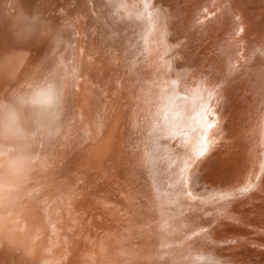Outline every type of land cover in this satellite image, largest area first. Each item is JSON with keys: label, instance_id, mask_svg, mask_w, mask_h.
Returning <instances> with one entry per match:
<instances>
[{"label": "bare ground", "instance_id": "6f19581e", "mask_svg": "<svg viewBox=\"0 0 264 264\" xmlns=\"http://www.w3.org/2000/svg\"><path fill=\"white\" fill-rule=\"evenodd\" d=\"M11 2L15 3L13 8ZM44 6L53 12L45 13ZM27 8L39 10L27 16L28 11L23 12ZM85 29L95 35L88 38L93 40L88 44L92 46L91 56H85L83 43L82 49L78 47ZM35 66L37 70L30 72ZM95 74L107 87L92 82L97 78ZM21 78L26 85L15 90ZM109 83L113 89H107ZM49 88L55 90V105L50 104ZM111 93L115 101L111 100ZM17 95L20 99H16ZM0 101H8L6 107L0 105V138L5 143L7 137L6 141L15 145V154H21L23 147L30 150L32 143L39 142L38 138L28 139L23 129L41 131L45 142L51 145L67 114L75 126L74 136L58 159L65 161L79 152L78 147L87 143L85 140L101 135L96 140L102 146L83 149L81 145L84 151L71 156L69 168L74 171L71 177H65L73 187L78 177H89L88 170L97 168V160L90 156L86 160L90 149L103 160L99 164L101 171L108 172L103 162L109 161L106 163L111 167L110 158L115 159L120 153L119 146L110 148V140L120 135V129L123 134L129 133L126 118H131V111L138 112V125L133 130L135 160H129L130 166L127 156H118L127 167L122 191L130 204L127 207L117 202L121 209L126 207L133 213L124 214L122 219L128 223L134 216L137 229L121 233L123 224L120 226L118 217L112 218V226L118 230L105 229L106 237L97 242L109 250L114 247L120 261L115 262L111 256L115 252L96 246L83 256L90 263L105 264L103 259H109L110 264H215L213 257L219 244L213 243L220 238H213L218 233L224 231L222 235L228 237H237L234 232L249 235L252 232H246V226L264 232V0H0ZM5 113L7 134L3 131ZM56 115L60 122H55ZM184 135L189 138L187 141L193 139L187 145L192 150L197 148V141L198 146L204 144L198 160H193L188 149L170 144ZM46 157L38 153L18 166L16 159L0 157V229L10 221L6 224L10 226L7 233L15 232L10 241L18 249V240L27 236L22 239L26 242L22 247L30 245L34 251L26 253L23 248V259L28 260L25 264H52L54 254L65 248L63 240L71 237L65 235L67 228L76 225L77 229L78 225L80 229L76 216L74 224L51 229L34 211L26 212L21 222L17 219L16 215L22 214L33 199H40L35 198L36 190L26 194L17 190L25 184V175L33 178L26 187L41 185L42 191L37 190L41 197H49L52 187L66 193L61 178L57 183L52 179L51 185L44 181L47 176L33 173L39 165L35 160L44 161ZM133 161L138 172H143L140 177L131 173L132 168L136 171ZM5 162L12 164L5 167ZM71 191L79 192L74 188L68 190ZM115 203L112 205L117 206ZM238 204L246 209H235ZM95 211L90 206L85 217L95 219ZM243 214L261 216L263 222L255 223L253 218L242 224L245 229L241 224L238 227L235 219H242ZM46 216L47 220L53 219L50 213ZM221 218L230 224H216ZM206 225L209 227L204 229ZM211 227H216L215 232L209 231ZM38 229L42 235L34 239ZM96 230L104 232L102 228ZM194 232L199 235L191 238ZM252 241L257 246L250 241L244 247L264 264V236L253 237ZM221 249L228 248L220 246ZM2 259L0 256V262Z\"/></svg>", "mask_w": 264, "mask_h": 264}, {"label": "rangeland", "instance_id": "374dc122", "mask_svg": "<svg viewBox=\"0 0 264 264\" xmlns=\"http://www.w3.org/2000/svg\"><path fill=\"white\" fill-rule=\"evenodd\" d=\"M49 1H51V0H49ZM15 3L14 2H11V6H12V8H13V5H14ZM46 7L47 6H44L43 7V11L45 12V13H48V14H50L51 12H53V10L54 9H52V10H48V9H46ZM9 6H8V8H7V12L9 13ZM37 10H39V9H36V10H29L28 11V8L27 9H24L23 10V12L25 13L26 11H28L26 14H27V16H31V14H32V12H34V11H37ZM11 12L12 13H14L12 10H11ZM18 14V13H17ZM16 14V15H17ZM12 19L13 20H15L16 19V17L15 16H12ZM86 31H83L81 34H80V36H79V42L80 43H78V47H80L81 49H82V51L84 52V54H85V56H91L92 54H89V53H92V49H91V45L89 46L88 44L89 43H91L93 40H92V38L95 36H93V34L94 33H92V36H91V33L89 34V32H88V30L87 29H85ZM85 33V34H84ZM88 33V34H87ZM85 36V37H84ZM89 37H92V38H90V40H92V41H90L88 38ZM80 39H82V40H80ZM88 39V40H87ZM84 41V42H83ZM83 43V44H82ZM81 44L83 45V47L81 46ZM87 45V46H86ZM178 46V45H177ZM88 49V50H87ZM90 51V52H89ZM82 52V53H83ZM181 55H183L184 56V52L182 51L181 52ZM179 57V56H178ZM87 58H89V57H87ZM139 67H140V65H139ZM138 68V67H137ZM141 69V68H140ZM34 70H37V68H36V66H35V68H32L31 70H30V72H33ZM142 70H143V68H142ZM94 72H97V71H95L94 70ZM140 73V72H139ZM139 73H137V74H139ZM82 74V73H81ZM96 76L95 77H97L96 79H94V80H92V82L93 81H96L97 83H104L105 81H103L102 79H101V77L99 78L98 76H97V74H95ZM134 76V75H133ZM135 78H137V76H135ZM101 80V81H100ZM17 85H16V89L15 90H19V89H21V87H23V86H25L26 85V80L24 79V78H21L20 80H18L17 81V83H16ZM116 83H114V85H115ZM104 85V84H103ZM105 86V85H104ZM105 87H107V85L105 86ZM110 87H112V88H110ZM113 89L114 88V86H113V84H111L110 85V83L108 84V88L107 89ZM111 92H112V90H111ZM112 95L110 96L111 97V100L112 101H115L114 100V94L113 93H111ZM110 97H109V99H110ZM116 97V96H115ZM116 99V98H115ZM110 100V101H111ZM118 102V101H117ZM116 103V102H115ZM62 106V105H61ZM61 108V107H60ZM140 108V107H139ZM2 110H3V108H2ZM132 113L130 114L131 115V118L130 117H128L127 116V121L129 122L128 123V126H129V128H130V131H129V133H127V134H123V133H125L124 132V130H119V132H120V135L118 134L117 135V138H113V139H111L110 141H111V143H110V148L112 149V150H114V149H116V148H118V146L120 147L119 149H120V153L119 152H117V154H118V156H120V155H122L123 157H128V159H127V157H126V161L129 163V160H131V159H134L135 160V155H133V150H134V152H135V149H132V146H134L135 147V141H136V136H135V134H134V132H133V130H135L136 129V126L138 125V120H139V114H138V112H135V111H131ZM129 115V116H130ZM214 117V116H213ZM212 117V118H213ZM55 122H60L61 121V118H60V116H57L56 115V117H55ZM134 122H133V121ZM137 121V122H136ZM132 122V123H131ZM35 128V127H34ZM74 130H75V126L73 125V122H72V118H71V116L70 115H68L67 114V116H66V118H65V124H64V126L62 127V128H60L59 130H56L55 131V133H54V137L52 138V139H54V142L51 144V145H48V143L47 142H45V135L44 134H41L42 132L41 131H39V130H35V129H30L29 127L28 128H25V129H23V131L27 134L26 135V137L29 139L30 137H33L32 139H37L38 138V140L37 141H43V142H45V143H39V142H35V144L34 143H32L33 145L30 147L31 149L30 150H27L26 148H24L23 147V152H21V154H19V153H17V154H15L14 153V149H15V145H13V144H9L7 141H6V138H5V143H3L2 142V138H0V157H3V159H5V160H10V158H13V159H16V161H17V163L18 164H16L17 166L18 165H21V164H23L27 159H30V158H32V157H36L37 156V154L38 153H42V154H44V155H46L47 157L45 158L46 160H40V159H36L35 161L39 164V165H37V167L35 168L34 167V171H33V173L35 172V173H42V175L43 176H47L46 177V180H44L45 181V183L46 184H48V183H50L51 185H52V183H51V180H52V182L54 183V181H55V183H57V182H59L60 180L61 181H64V183H62L61 185L63 186V188L66 190V193H64L63 191L62 192H60V191H58L57 189L59 188V187H57V188H53L52 187V189L49 191V193H51V194H49L48 193V196L49 197H44V196H42V197H44V198H42L41 196H40V192L42 191L41 189H43L42 187H41V185L40 186H37V185H35V186H33V187H29V186H27L26 187V184L27 183H32V179L33 178H31L32 177V175H25V181L23 182V183H25V184H23V185H19L18 187H17V190H19V193L20 194H26V193H28V192H31L32 190L33 191H35L34 192V195H35V198H36V196H38V197H40V199L38 198H36L37 199V201L35 200V199H33L32 200V203H31V205H29L28 207L27 206H25V208H23L22 210H23V212H22V214L21 213H19V215L17 214L16 216H17V219L18 220H20V222L21 221H23V217L24 216H27L26 215V212H33L34 211V213H35V215L37 216V217H40V219L44 222L43 223V225L45 224L48 228H52V227H58V226H63L65 223L67 224V225H71V224H74L75 222H76V220L77 219H74V217L76 216V218H79V220H80V229H79V227H78V225H77V229H76V225H73V227H70V228H67V230H66V232H65V235L66 236H68V235H70L71 234V237L70 238H67L66 239V241H65V239L63 240V242H62V245H64L63 247H65L63 250H61V252H59V253H55L54 255H55V259L53 260H50V262H52V264H93V262H89V258L88 259H85V257H83L84 256V254H86L87 252H89V251H92L93 249L95 250V248H96V246L98 247V248H101L102 249V251H105L106 252V249H107V246H99V243L97 242V241H99V239H101V240H103V238L104 237H106V230L105 229H109L110 230V228H114V229H116V230H118V227H113L112 226V223H113V221L111 220L112 218H115V217H118L119 219H120V226H122V224H123V226H124V228H123V226L119 229V230H121L120 232L122 233V231H124V233L127 231V230H134L135 228L137 229V226L136 225H133V222H135V217L133 216V218H132V220H128V223H127V220H125V219H122V217L124 216V214H125V216H128L129 214H128V212H130V211H128V208H126V207H124V209H121V206H125V205H127V207H129V204H130V202H129V198H127L126 197V195L124 194V192L122 191L123 190V188H124V181H126V177H127V175L125 174V171L127 170V167H126V165L124 166V161H122L121 160V158L120 157H118V156H115V159H112V158H110V161H112L113 162V164H110L111 165V167H108V165L109 164H107L109 161H104L103 162V168H109L108 169V172H104V171H101V169H100V165L99 164H102V159H100V158H98L99 157V154L97 155V152H95V150H88L87 151V153H86V155H85V157H86V160L89 158V156H90V159H93V160H97L98 162H97V168L95 169V170H88V172H87V174L88 175H91V176H81L82 177V179H84V177H85V179L83 180L84 182H82V179L81 178H77V184H75V186L73 187V186H71V185H69V184H67V178L66 177H71V175H72V172L74 171V168L72 169V168H69V165H70V162H71V160H72V158L73 157H71V156H77V155H79L82 151H84L83 149H86V148H89L88 146H90V147H92V145H93V147H94V149H96L97 148V146L99 145V147L100 146H102L101 145V142H98V137H100V136H98V137H96V136H92V137H90V138H88V139H90V140H85L87 143H82L81 145L84 147H81V145H80V147H78V149H79V152H77V151H75L74 153V155L72 154V155H69L68 156V158H66L65 159V161H63V159L62 160H60V159H58V157L61 155V153H64L65 151H66V149H67V146H68V144L70 143V140L73 138V136H74ZM184 130H188V129H184ZM122 132V133H121ZM4 136V135H3ZM103 137V136H102ZM118 137H119V140H118ZM172 137V136H171ZM176 136H173L172 138H175ZM184 137H185V135H184ZM183 137V138H184ZM190 137V136H189ZM92 138V139H91ZM93 138H94V140H93ZM96 138H98L97 140H96ZM175 138L176 139V141H174V139H173V141L171 140L170 142V144L174 147V148H178L179 147V149H188L187 151H188V154H190V156L191 155H193V160L195 161L197 158H199V156H200V154L204 151V148H205V146H204V144H199L200 146H198V144L197 143H199V141H197L196 142V146H197V148L195 149L194 147V149L192 150V149H190L189 147H187V145H188V143H189V141H192L193 139L190 137V140L189 141H187V139H189V138ZM41 139V140H40ZM87 139V138H86ZM115 140H116V142L117 141H119V143L117 144V146L115 145ZM41 141V142H42ZM90 141V142H89ZM100 141V140H99ZM132 141V142H131ZM204 141V140H203ZM24 142H25V140H24ZM88 142L89 143H91V142H93V144L91 143V144H88ZM182 143V144H180V143ZM96 143V144H95ZM19 144H24V143H19ZM184 144V145H183ZM206 144V143H205ZM84 145H87V147L86 146H84ZM104 146V145H103ZM177 146V147H176ZM183 146V147H182ZM98 147V148H99ZM81 148H83V149H81ZM106 148V147H105ZM201 149V150H199V149ZM77 149V150H78ZM81 149V150H80ZM203 149V150H202ZM191 150H192V152H191ZM197 152H196V151ZM202 151V152H201ZM132 152V153H131ZM68 153V152H67ZM74 156V157H75ZM69 158H70V161H69ZM196 158V159H195ZM59 160V161H58ZM192 160V161H193ZM198 160V159H197ZM61 161V162H60ZM67 161H69V163H67ZM132 161V160H131ZM64 162H66V163H64ZM78 162V163H77ZM107 162V163H106ZM78 165H77V164ZM76 165L77 166H79L80 164V160H78V161H76ZM5 164V167H7V166H9V164H10V166H11V164L12 163H7V162H5L4 163ZM63 164H65V165H63ZM133 164L135 165V170L137 171V173H136V171H134L133 170V168H132V170H131V173H132V175H135V177H140V175H141V173L143 174V172L140 170V172H138V165H137V163L135 164V161H133L132 162V166H133ZM15 165V164H14ZM40 165H42V166H40ZM129 165H130V163H129ZM137 165V166H136ZM131 166V165H130ZM62 167H64V168H62ZM59 168V169H58ZM81 168V167H80ZM94 168V167H93ZM126 168V169H125ZM61 169V170H60ZM64 169V170H63ZM84 169V168H83ZM88 169V168H87ZM110 170V171H109ZM52 171V172H51ZM56 173H55V172ZM133 171V172H132ZM49 172V173H48ZM104 172V173H103ZM45 173V174H44ZM47 173V174H46ZM51 173V174H50ZM55 175H54V174ZM63 173V174H62ZM41 175V176H42ZM51 175V176H50ZM102 175V176H101ZM56 176H58V180H54V179H57L56 178ZM66 176V177H65ZM74 176H76L75 174H74ZM45 177H44V179H45ZM53 177V178H52ZM100 177V178H99ZM134 177V178H135ZM48 178V179H47ZM50 178V179H49ZM61 178V179H60ZM62 178H64V179H62ZM88 178V179H87ZM90 178V179H89ZM60 179V180H59ZM75 179H76V177H75ZM74 179V180H75ZM92 179V180H91ZM93 179L94 180H96L95 182L93 181ZM66 180V181H65ZM130 180H131V178H130ZM57 181V182H56ZM91 181H93V182H91ZM82 182V183H81ZM84 183V184H83ZM86 184H88V185H86ZM53 185H55V184H53ZM69 185V186H68ZM82 185V189L80 188V186ZM83 185H85V186H83ZM60 186V185H59ZM115 186V187H114ZM131 186V185H130ZM83 187H84V189H83ZM41 188V189H40ZM70 188H74L75 190H78L79 192L77 193V192H68V190H70ZM76 188H80V189H76ZM37 190H39V191H37ZM82 190V191H81ZM55 191V192H54ZM59 193V194H58ZM63 193V194H62ZM53 194H55V195H53ZM91 194V195H90ZM43 195V194H42ZM63 197H62V196ZM83 195V196H82ZM93 195V196H92ZM95 195V196H94ZM51 196V197H50ZM53 196H55L56 198H53ZM86 196V197H85ZM90 196V197H89ZM48 198V199H47ZM52 198V199H51ZM65 198V199H64ZM41 199H42V201H41ZM54 199H56L55 200V202L53 201ZM94 199H96V200H94ZM75 201V202H73V201ZM90 200V201H89ZM121 200V201H120ZM34 201V202H33ZM53 201V202H52ZM92 201V202H91ZM113 201H116V203L115 204H117V206L116 205H112V202ZM46 204H45V203ZM47 202H50V204L51 205H53L52 207H51V205H49V203H47ZM64 202V203H63ZM82 202V203H81ZM102 202V203H101ZM109 202H110V204H109ZM120 203V204H122L121 206H119V204L118 203ZM122 202V203H121ZM40 203V204H39ZM42 203H44V205L42 204ZM84 203V204H83ZM48 204V205H47ZM76 204V205H75ZM93 204V205H92ZM103 204V205H102ZM63 205V206H62ZM78 205H80L79 207H78ZM104 205H105V207H107L106 208V210L103 208L104 207ZM110 205H112V209H110L111 207H109ZM54 206H56V207H54ZM88 206V207H87ZM90 206H92L93 208H95L96 209V214H95V216H94V218L95 219H90V218H86L85 217V215H86V212L88 213V210H89V208H90ZM98 206V207H97ZM242 206V205H241ZM239 204L235 207V209H237V210H239L240 212H242L244 209H246V206L244 205V207L242 208ZM27 207V208H26ZM76 207H77V209H76ZM115 207H120V209H115ZM114 208V209H113ZM54 209V210H53ZM82 209V210H81ZM70 210H74V212H72V214H70V213H68V211H70ZM86 211V212H85ZM93 210H92V208H91V210H90V212H92ZM123 211V212H122ZM45 212V213H44ZM50 213V216L51 217H53V221L52 220H47L49 217H47L46 215H48ZM132 212H130V214H131ZM51 214H53V215H51ZM70 214V215H69ZM76 214V215H75ZM102 215L103 216H105V219H100V217H102ZM131 215H133V213L131 214ZM42 216V217H41ZM45 216V217H44ZM141 216V215H140ZM98 218V219H97ZM256 219V220H254V222L256 223V222H260V221H262L263 220V218L261 217V216H253V214L251 215V214H243V217H242V219H240V218H236L235 220H236V222L235 223H238L239 225H238V227L240 226V224H241V227H243V225L242 224H245V221L246 220H248V219ZM31 219V218H30ZM15 220H16V217H15ZM56 220V221H55ZM83 220V221H82ZM97 220H98V222H97ZM223 220V218H221V219H219V221L216 223V224H221L220 223V221L222 222V224H226V223H228L229 221H222ZM225 220H227V219H225ZM26 221V220H25ZM93 221V222H92ZM100 221V222H99ZM10 222V221H9ZM9 222H6V223H4L5 225H2V228L0 229V256H2V261L0 262V264H12L13 262H14V264H25V262H27L28 263V260H26V258H25V260L23 259L24 258V256H26V254L24 253V250H23V248H25V252L27 253V251H32L34 248L33 247H31L30 245L29 246H27V247H22V246H24V243H26L24 240L25 239H28L27 238V236L26 237H22V239H24V240H22V239H19L18 241V243H19V246H20V248L18 249L17 248V244H12L11 243V241H10V239L12 240V237H14V233L15 232H11V233H7V229H8V226L9 225H6V224H8ZM15 222H17V221H15ZM126 222V223H125ZM263 222V221H262ZM58 223V224H57ZM60 223V224H59ZM231 223H233V222H231ZM235 223H233V225L235 226V228L237 229L238 227H237V225L235 224ZM56 224H57V226H56ZM229 224H230V222H229ZM55 225V226H54ZM127 227H126V226ZM10 227V226H9ZM207 227H209L208 225H206V226H204L203 228L204 229H206ZM241 227L240 228H238V229H241ZM15 228V227H14ZM82 228V229H81ZM104 229V232H101V233H97V230L96 229ZM244 228V227H243ZM245 228H247V230H246V232L247 231H251L252 233H250V232H248L249 233V235H247L246 233V235H243V236H240V235H236V233L234 232L233 233V235H235V236H237V237H233V236H223L222 235V233H225L223 230V232H221L220 234L218 233V232H220L221 231V229H220V231H218L217 233H218V237L216 236L215 238H213V239H217V238H220V240L219 239H217V240H215L216 242H214L213 244H216V243H218L219 245H218V247L219 248H216V250H217V254H216V256L215 257H213V259H215V264H259V262H260V264H261V262L263 261V260H260L259 259V257H257V255L255 254V253H253L252 251H250V250H248V249H246L245 247V244H246V242H252L253 243V245H256L257 246V242H253L252 241V239H253V237L255 238V237H259V236H264V232H263V230L262 229H256V228H248L247 226L245 227ZM244 228V229H245ZM210 229H211V231L213 230L214 232H215V229H216V227H211V228H209V231H210ZM243 229V230H244ZM249 229V230H248ZM161 230V229H160ZM11 231V229L9 230V232ZM17 233H19L18 232V230H15ZM208 231V230H207ZM212 231V232H213ZM119 232V233H120ZM106 233V234H105ZM196 232H194L190 237L192 238V237H194V235H199V234H195ZM206 232H204V233H202L203 235L205 234ZM259 234L258 236H257V234ZM98 236H97V235ZM215 234V233H214ZM239 234V233H238ZM9 235V236H8ZM11 235V236H10ZM36 237H34V239H36V238H40L41 237V235H42V231H41V229L39 230H36L35 231V234H34ZM219 235H221V236H219ZM254 235V236H253ZM256 235V236H255ZM241 237V239L240 238H238V237ZM246 236V237H245ZM251 236H253V237H251ZM2 237V238H1ZM32 237V238H33ZM83 237V238H82ZM85 237V238H84ZM87 237V238H86ZM222 237H224V238H222ZM231 237V238H230ZM251 237V239H248V238H250ZM222 238V239H221ZM234 238V239H233ZM238 238V239H237ZM245 238V239H244ZM33 239V240H34ZM135 239H137V238H135ZM226 239H227V241H226ZM229 239H230V241H229ZM232 239H233V241H232ZM21 240V241H20ZM222 240V241H221ZM225 242H224V241ZM32 241V240H31ZM90 241V242H89ZM94 242V243H93ZM96 242V243H95ZM213 242V241H212ZM97 243H98V245H97ZM161 243H163V242H161ZM245 243V244H244ZM251 243V244H252ZM166 243L164 242L163 243V245H165ZM228 244V245H227ZM240 244V245H239ZM94 245V246H93ZM231 245V246H230ZM236 247H235V246ZM243 245V246H242ZM6 246V247H5ZM25 246H26V244H25ZM109 246V245H108ZM220 246L221 247H223V248H228V249H226V250H219L220 249ZM240 246H241V248H240ZM245 246V247H244ZM5 247V248H4ZM54 247H57V244L55 243V245H54ZM105 247V248H104ZM109 247H112V246H109ZM233 247V248H232ZM234 248H235V250H234ZM39 249H41V247H39ZM233 249V250H232ZM16 250V251H15ZM107 250H109V249H107ZM164 251H166L167 250V248L166 249H163ZM228 250V251H227ZM246 250H247V252H246ZM20 251H22L21 253H20ZM34 251V250H33ZM32 251V252H33ZM37 251V250H36ZM45 251V250H44ZM101 251V250H100ZM111 253L112 252H115V253H112V255H111V253H109L111 256H113L114 258H115V262H117V260L118 261H120L119 259H120V255L119 256H116V249L114 248V247H112L110 250H109ZM220 251V252H219ZM39 252V251H38ZM140 252V251H139ZM142 252V251H141ZM22 253H24V254H22ZM14 254V255H13ZM19 254V255H18ZM231 254V255H230ZM248 254H249V256H248ZM254 254H255V257H254ZM21 255V256H20ZM61 255V256H60ZM143 255V254H142ZM230 257H229V256ZM60 256V257H59ZM110 256V257H111ZM134 256H136V255H134ZM218 256V257H217ZM250 256H251V259H250ZM139 258V260H141V259H143L142 257H141V255H140V257H138ZM113 260V259H112ZM12 262V263H11ZM103 262H107V263H105V264H110L112 261L111 260H109V259H103ZM115 264V263H114ZM263 264V263H262Z\"/></svg>", "mask_w": 264, "mask_h": 264}, {"label": "clouds", "instance_id": "9594fccd", "mask_svg": "<svg viewBox=\"0 0 264 264\" xmlns=\"http://www.w3.org/2000/svg\"><path fill=\"white\" fill-rule=\"evenodd\" d=\"M47 91L49 92V96H50V104L55 105L57 102V96H56L55 90L53 88H49ZM16 99H20V95H17ZM7 104H8V101H0V105L2 106L6 107ZM3 131L5 134H7L8 132L7 113H5V118L3 122Z\"/></svg>", "mask_w": 264, "mask_h": 264}]
</instances>
